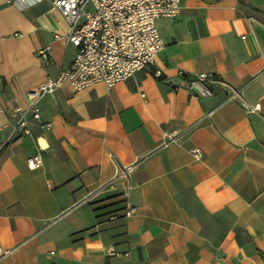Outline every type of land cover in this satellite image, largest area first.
I'll list each match as a JSON object with an SVG mask.
<instances>
[{"label": "crops", "instance_id": "1", "mask_svg": "<svg viewBox=\"0 0 264 264\" xmlns=\"http://www.w3.org/2000/svg\"><path fill=\"white\" fill-rule=\"evenodd\" d=\"M156 26L162 75L65 83L23 133L15 108L76 47L50 0H0V264H264V0H181ZM179 69L222 86L191 92Z\"/></svg>", "mask_w": 264, "mask_h": 264}, {"label": "built area", "instance_id": "2", "mask_svg": "<svg viewBox=\"0 0 264 264\" xmlns=\"http://www.w3.org/2000/svg\"><path fill=\"white\" fill-rule=\"evenodd\" d=\"M24 4L37 0H8ZM67 22L66 39L76 47L75 56L67 67L60 68L55 75L47 77L35 89L29 91L28 107L17 106L16 126H21L23 133L29 128L25 114L32 111L34 118H39L36 99L44 94L54 92L65 83L75 89L90 87L103 83L106 87L125 80L136 71L147 66L154 67L155 76L162 75L160 68L155 67V56L163 48L164 42L157 29L156 19L174 17L181 9V0H50ZM50 45L38 49L39 56L46 60ZM180 85L195 93H212L211 87H221L220 79L213 73L198 72L193 75L179 69ZM239 95V90H228V99ZM48 127L49 123H43ZM174 140L167 135L163 144ZM1 146V144H0ZM195 159L201 157L199 147L191 150ZM40 162L39 156L28 158V164L34 167ZM136 162L124 165L118 175L131 172ZM123 216L135 211L127 198L122 208ZM111 219L119 217L111 213ZM109 254H118L110 251Z\"/></svg>", "mask_w": 264, "mask_h": 264}]
</instances>
